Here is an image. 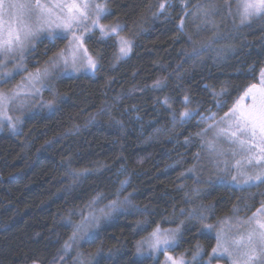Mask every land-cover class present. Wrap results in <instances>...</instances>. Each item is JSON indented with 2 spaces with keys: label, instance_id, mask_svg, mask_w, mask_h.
Instances as JSON below:
<instances>
[{
  "label": "trees",
  "instance_id": "1",
  "mask_svg": "<svg viewBox=\"0 0 264 264\" xmlns=\"http://www.w3.org/2000/svg\"><path fill=\"white\" fill-rule=\"evenodd\" d=\"M168 2L107 0L102 23L122 27L133 45L129 58L118 60L113 38L88 35L95 74L55 79V96L49 88L42 94L46 104L55 100L51 109L0 131V264H76V254L64 249L73 228L90 209L114 200L123 208L93 243L76 250L82 264H92L98 250L110 264H153L135 253L157 227H181L175 255L190 260L199 246L206 259L215 236L201 235L190 213H204L216 225L264 202V185L230 187L211 174L197 181L192 172L202 129L213 122L202 120L223 116L264 68V19L227 25L213 37L196 33L188 15L215 0H192L185 15L175 5L162 14L159 5ZM229 3L219 1L225 21ZM65 45L37 43L26 56V73ZM185 108L194 118L181 124Z\"/></svg>",
  "mask_w": 264,
  "mask_h": 264
},
{
  "label": "snow or ice",
  "instance_id": "2",
  "mask_svg": "<svg viewBox=\"0 0 264 264\" xmlns=\"http://www.w3.org/2000/svg\"><path fill=\"white\" fill-rule=\"evenodd\" d=\"M235 2L242 24L254 18L264 19V0H235ZM229 7H231L230 3ZM159 9L163 12L165 4L161 3ZM107 15V0L102 3H98L97 0H0V69L7 68L8 61L11 60L16 71H20L27 58L26 54L35 49L37 42L47 40L54 45L57 40H67V45L56 53L55 59L46 62L42 68H36L35 73L29 72L26 85L16 86L20 89L30 85L37 93L42 88L48 87L55 96V90L51 87L52 79L55 77L52 76L50 68L63 64L65 71L71 69L73 73L82 71L95 74L98 62L89 54L85 46L86 35L94 34L98 29L103 39L115 37L122 54L120 58L126 57L131 51L132 42L119 35L123 30L119 24L107 26L101 22ZM17 60L19 63H16ZM4 75L12 76L14 73L6 72ZM50 77L52 79H49ZM2 78L0 76V79ZM17 95L19 91L13 96H6L0 91V107L5 102L14 100ZM185 101L187 103V97ZM54 103L55 100L47 107L51 109ZM179 115L181 124L194 118V112L187 108ZM173 117L175 118V113ZM6 118L14 129L16 125L12 123L11 117ZM208 120L214 123L202 129V133L207 134L209 130L213 132V138L207 141V148L216 158L215 166L231 176V180L237 185H240L241 181L246 187L264 185V70L260 73L259 81L244 89L243 94L219 122H215L214 116L207 117L202 122L207 123ZM221 138L236 146L231 152L234 160L232 164L229 163L226 154L216 147L217 141ZM237 156L240 158L236 159ZM233 169H235L234 173ZM119 207L117 201H112L111 211H116ZM104 215L107 217L110 213ZM189 218L198 221L201 225V235L216 232V246L208 255L206 264H220L221 260H226V264H264V203L252 216L237 222L240 226H248L246 232L237 236H229L220 226L227 221L213 225L207 222L208 217L204 213L199 215L190 213ZM85 220L86 223L82 222L73 228L72 236L69 237L71 243L66 242L64 245L65 252L70 251L73 245L79 248L82 243L90 244L98 238L96 229L100 227V219L92 217L91 220L87 218ZM183 223L181 221V226ZM180 235L181 227L163 231L157 227L147 241V248L150 253L167 254L170 250H174ZM137 252L143 255L140 246ZM167 259L172 264H185L183 257L168 256ZM192 259L195 264H205L203 249L197 246L196 254ZM110 262L111 257L105 258L102 250H98L92 260V264H110ZM139 264L144 262L141 261Z\"/></svg>",
  "mask_w": 264,
  "mask_h": 264
},
{
  "label": "rangeland",
  "instance_id": "3",
  "mask_svg": "<svg viewBox=\"0 0 264 264\" xmlns=\"http://www.w3.org/2000/svg\"><path fill=\"white\" fill-rule=\"evenodd\" d=\"M215 1H216L215 4L209 2V3H205L201 6L195 7L194 9H192L191 13L188 15V19L192 23H196V28H195L196 33H200V32L205 31L206 34L210 33V35H212L213 37H217V36H219L221 30H223V31L227 30V25L231 26L232 28H240L241 26L243 27L244 25L251 24L252 22L259 19V18H254V19L247 21V22L242 24L241 18L239 16L238 9L236 6V2H235V0H231V2H232V6L230 7L231 8V14L227 15V17H226L227 19L225 21V18L223 17L222 13L220 12L221 11L220 4H219L220 0L219 1L215 0ZM97 2L102 3V2H104V0H97ZM192 3H193L192 0H174V3L172 2V0H170V2L165 4V10L161 13L162 14L169 13L170 9L174 8L173 5H175V7L178 9V11L181 14L185 15V14H187L188 9ZM95 32L99 33V30L97 29V30H95ZM99 35H100V33H99ZM119 35L122 36L120 33H119ZM87 36L88 35H86V37ZM86 37H85V39H86ZM111 38H113L115 40L118 60L124 61V60L128 59L132 53L133 45H132L131 51L128 53V55L124 58H120L122 54L119 51L118 40L115 37H111ZM107 39H103V40L106 41ZM37 43H39V42H37ZM67 43H68V41L66 40V45H67ZM27 54H26V56H27ZM55 57H56V55H54L50 60L55 59ZM16 63H19V60H17ZM262 70H264V68ZM50 71L52 72V76L55 77V79H58L59 77H75V76H80V75L81 76H93V74L91 72L84 73L81 71L78 73H73L71 69H68L67 71H65L63 64H60L59 66H57L55 68H50ZM261 71H260V73H261ZM6 72H13L14 75L6 76V75H4V73H6ZM31 73H35V71H33ZM260 73H259V77L257 78V81L255 83H257L259 81ZM0 76L3 77L2 79H0V91H2L6 96H13L17 91H19V95H17L14 100H12L11 102H5V104L2 107H0V131H2L4 127L8 128L10 130L12 128L6 117H11L12 123H14L15 125H18L19 123H21L24 120V118L26 116H28L34 112H37L41 109H47V110L50 109L49 107H47L48 104H46L42 99V94L44 91H46L48 89V87L42 88L39 93L35 92V90L32 89L30 85H27V86H24L20 89H17V87H16L17 85H26V78L28 76V73H26V71H25V61L23 62V67L18 72L16 71V68L14 67L13 62L11 60L8 61L7 68L0 69ZM49 79H52V77H50ZM55 79H52V81H54ZM37 87H39L38 83H37ZM243 91L237 96V98L234 100L233 104L243 94ZM232 105H231V107H232ZM221 117H224V114ZM221 117H219L217 119L215 118V122H219ZM212 123H214V121L211 123H207L205 128H208V125L212 124ZM222 126H226V125H222ZM212 138H213V132L211 130H209V132L207 134L201 133V138H200V139H202L201 140L202 141L201 150H200L201 154L198 155L197 160H196V164L192 169V172L194 174H197V181L201 180L200 176L203 175V178H204L206 175L211 174V175H213L212 180H217L218 183H224V184L229 185L230 187H237V188H242V189L248 188L246 186H243L242 181H241L240 185H237L235 182H233L231 180V176L226 175L223 171H220L215 166V159L216 158L214 155L210 154V151L207 148V141L212 139ZM216 147L219 151L226 154V157L229 159L230 164L234 163V160L231 157V152L234 148H236V146L231 145L226 139L221 138L219 141H217ZM239 158H240L239 156L236 157V159H239ZM234 172H235V169H233V173ZM220 177H224V179H220ZM118 205H120V207L116 211H111L112 204L106 205V206H103L100 208L93 207V209H90L87 212V215L85 216V218H87L88 220H91L92 217L99 218L100 219V227H101L103 224L109 222L116 214L121 212L123 205L122 204H118ZM101 210H103V211H101ZM256 210L248 213V215L244 216L243 218L242 217H232V218L225 219L223 221H227V223H224L220 226L224 228L225 232H227V234L229 236H237L240 233H244L248 230V226L247 225L240 226L237 222L243 221L247 217L252 216V214ZM104 213H110V215L105 217ZM85 218L81 221V223L87 222L85 220ZM98 229H96V231ZM161 230L163 231V229H161ZM165 230H175V229H165ZM217 230H219V229H217ZM153 231H151L143 240H141L136 245V253L135 254H136L137 258L149 260L153 264H172V262L167 259L168 256H171L173 258L183 257L185 264H194L195 261H193V259L188 260L184 256L174 254L173 251L177 247L178 243L175 246L174 250H170L167 254H165L163 252L150 253V251L147 248V241L150 240L151 233ZM212 233L214 234V236L216 235L215 231H213ZM178 240H179V237H178ZM138 246L141 247V251H142L143 255H141V253L137 252ZM77 249H79V248H77L75 245H73V247L70 251L76 254L77 261L75 259V263L76 264H82L81 255H79V253L76 252ZM207 259H208V257L206 259H204L205 264L207 262ZM78 260H80V262ZM220 264H226V260H221Z\"/></svg>",
  "mask_w": 264,
  "mask_h": 264
}]
</instances>
